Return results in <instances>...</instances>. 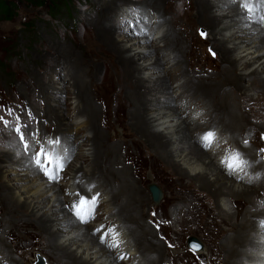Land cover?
Wrapping results in <instances>:
<instances>
[{
	"label": "bare ground",
	"instance_id": "bare-ground-1",
	"mask_svg": "<svg viewBox=\"0 0 264 264\" xmlns=\"http://www.w3.org/2000/svg\"><path fill=\"white\" fill-rule=\"evenodd\" d=\"M98 1L101 3L103 13L118 5L116 0ZM154 1L153 4H148V7L160 15L156 23L161 17L165 18V22L159 24L164 28V34L160 35L157 41H153L149 35V31L151 35L161 33L160 27L153 20L149 24L145 22V32L142 36L140 35L143 32L139 31L133 38H130L133 32L131 29L127 30V35H118L108 16L104 22L97 21L100 46H105L113 52L117 65L124 71V77L121 79L123 81L119 82L118 86L125 89L124 93L118 94V102L123 99L124 106L128 105L130 127L141 139L147 141L148 146L156 148L154 153L159 160L174 168L184 178L196 181L202 192L210 191L215 197L216 201L213 206L207 208V214L210 216V223L220 229L216 239L226 257L225 264H264V257L261 259L264 243L254 240L264 233V227L258 224V220H264V151L259 154L261 163L260 161L258 163L255 156L249 152L251 150L254 153L252 149L255 143L251 149L248 146L247 150L241 146L245 166L234 171L231 163L224 166L215 161L207 142L202 138L204 132H201L211 128V125L218 126L216 137L218 143L227 140V134L230 133L229 136L232 138L229 141L236 144L240 142L239 139L243 142L247 137L245 132H248L247 128L250 125L246 124L247 117L251 116L246 115L247 112L264 117V114L258 111L259 95L264 98V28L261 29L258 25L259 18L256 14L250 15L242 11L238 3L229 7L225 0H193L192 10L198 17L195 23L198 22L200 27L207 30V39L218 54L217 60L221 56L224 69L215 76L203 72H190L184 69L185 62L181 59L185 50V32H177L174 28L176 23H179L176 20L177 15L173 13L171 17L168 16L169 12L164 9L166 6L161 5L165 4L166 0ZM192 22L186 21V24L191 25L189 23ZM147 41L153 42L148 44ZM59 52L57 54L50 49L47 54L55 58L58 68L62 63H65L66 67L64 75L52 67V75L59 76L63 85L57 87L56 84L59 82L50 87L52 92L49 93L50 101L47 103L45 118L49 120L53 117L54 121L50 125L57 126L59 130L57 135L75 131L77 134H83L85 130L91 132L85 137L87 138L84 140L85 148L80 149L76 162L67 174L72 177L64 185L65 188H69L75 181L78 186L77 194L75 198H71L72 193L62 191V185L56 180L53 182L54 185H49L40 176L23 175L17 170L19 166L14 167V154L0 150V204L6 205L7 208L1 205L4 210L0 208V212L7 215L5 212L7 210L10 216L18 217L16 224L24 227H30L35 223L36 226L33 227L36 232L43 233L40 236L46 241L44 250L50 252L54 258L52 262L55 264H127L129 260L130 264H163L166 261L163 256L168 252L164 248L166 246L159 243L158 232L144 219L145 201L148 209L152 202L151 195L146 194L144 189L137 185L135 180L130 179L125 170L116 163L115 148L108 154L103 151L108 144V134L99 126L103 108L99 111L97 109L99 107L90 99L91 82L84 79L82 65L83 63L90 70L96 63L85 60L84 51H81L83 53L80 61L75 50L65 45L59 48ZM38 80L44 84L42 78L38 77ZM47 92L48 88H45L42 95L45 97ZM64 93L69 97L63 101L59 94ZM256 96H259L258 100ZM197 114L200 117L193 116ZM80 115L85 119L76 121ZM108 116L104 114L106 129L113 125L109 122ZM62 125L66 130H61ZM253 139L255 141L254 136ZM223 145L226 144H221L220 148ZM260 145L264 148V145ZM79 146L83 147V144L80 142ZM227 161L228 159L225 163ZM252 172L262 181L258 184L249 183L248 174ZM137 173L139 179H147L141 170ZM61 174L64 175L63 171ZM91 193H94L97 200L103 199L101 206L105 212H101L103 210L100 207L101 211L100 209L86 211L80 209L77 204L72 205L74 200L80 202ZM258 194L263 200L257 204L254 199ZM239 200L252 204L253 208L242 206L243 208L235 210L232 202L236 203ZM186 215H189V212ZM218 217L222 218L221 228L217 222ZM90 220L99 222L100 225L91 224ZM173 221L175 224L179 223L176 218H173ZM13 226L7 228L4 236L3 233L0 235V264H20L12 252L8 253L9 248L6 249L9 245L5 237L10 235L16 240L11 234ZM110 226H114L112 231H106ZM233 228L238 229L235 231ZM197 230L193 229L194 232ZM27 245L19 249L24 252ZM218 259L219 257H216L215 261H221ZM32 261L35 262V259ZM38 263L41 264L40 260Z\"/></svg>",
	"mask_w": 264,
	"mask_h": 264
},
{
	"label": "rangeland",
	"instance_id": "rangeland-1",
	"mask_svg": "<svg viewBox=\"0 0 264 264\" xmlns=\"http://www.w3.org/2000/svg\"><path fill=\"white\" fill-rule=\"evenodd\" d=\"M0 1L7 3L9 6L11 4L12 10L13 11L15 10V16L12 20L3 19L2 21H0V98H5V96H7L6 100L7 99L9 100L10 97L8 96L14 95V92L11 91V89H14L15 93L17 91H20V95H22L24 98L28 97L31 93L36 95L39 93L40 99L46 101V110H47V103L50 101L49 93L47 92V94H45L46 95L45 97L42 95L43 90L45 88L47 89V86L45 82L44 84H41L38 80V77L42 78L43 80V77L39 74L43 72H45L47 76H51L52 75L51 72L53 70L52 67L55 68L57 67V64L55 63V58L47 56L48 52L50 51V49H53L58 54L60 53L59 48L65 45L69 48L74 49L76 57L80 61H82L83 52L81 51H84L85 53L83 58H85V60H88L89 62L91 61L93 64L96 63L95 66L98 69L97 70L96 67L94 66L91 67V69L89 70L82 63L84 68L83 77L84 79H88L87 80L88 82H91L89 83L90 92H91L90 99L95 104V106L97 105L96 107H99L97 108L99 111H101V109L103 108L102 111L103 118L100 115L99 126L101 130H103L106 134H108V141H107L108 144L106 143L107 144L105 146L106 149L104 150L103 148V151L106 154H108L109 151H112V149L114 150L115 148L116 156L114 158L116 163L125 170L126 174L129 175L130 179L135 180L137 185H139L142 189H144L146 194L149 193L148 195H151L149 190V185L155 182L156 184H159V186L163 190L164 197L159 205L155 204L156 205L155 206L153 201L151 202L150 207H148V209L146 206L147 205L146 201L144 205L145 222L152 229H155L158 232L159 243L165 245L166 247L164 248L165 250L168 251L163 256L166 260L164 261L163 264L165 263L166 264H216V263L225 264L226 257L221 252V245L219 246V241L216 239L220 229L216 228L210 223V216L207 214V208L213 206L214 202L216 201L215 197L213 196V194L210 193V191L205 193L202 192L201 189L198 187V183L196 181L189 178H184L182 175H180V173H177L174 168L169 167L167 164L159 160V158H157L154 153L156 148H151L150 146H148L149 144L147 143V141L141 139L139 137V134H135L133 128L130 127L131 124L128 114L129 112L127 109L128 105L124 106L123 102L125 101L123 99H121L120 102H118V99L116 100L115 95L117 93H121V92L124 93L125 87L118 86L119 82L123 81V80L121 81V79H123L124 77V71L121 66L117 65L116 56L113 55V52L110 49L106 48L105 46L103 47L100 46L101 43L99 42V31L97 28L98 20L104 22L107 16L110 20L114 12L103 13L101 10V3L98 0H62L59 4L58 2H55L54 6L57 7L53 6V8H51V4H53L54 0H42L45 2L44 5L42 6H38V4L33 3L31 0H0ZM80 1H82L83 5L86 4L88 5L87 10L86 7L80 6L81 4ZM165 2L166 5L164 3H161V5L164 7L166 6L164 8L166 12L171 11L177 15L176 20L177 22L179 21V23H176L177 26L176 25L175 26L177 27V29H179V31L175 27L174 28L177 30V32H185V39H184L185 50L181 55V59L185 62L183 64L184 69L189 70L190 72L191 71H195L197 73L203 72L209 74V76L211 75L215 76L219 72L223 71L224 65L221 61V56L220 59L218 58L217 60L218 55L214 57L209 52V49H211V46L213 44L209 40L207 41L202 40L197 33L196 28L197 27L200 28V25L198 24V22L195 23L196 20L198 21V17L194 15L195 12L192 10L194 6V1L192 0L190 2V6H188L189 7L188 12H186L185 9H180L177 6V4L175 6L172 5V8L170 9V4H169L170 2L167 0ZM14 5L16 6L15 9H14ZM76 6L79 8L75 9ZM66 9H70V10H66ZM169 14L170 13H168V16H170ZM51 16L55 17V19L52 18ZM250 19L251 21L253 20L252 17H250ZM186 21H193V22L189 23L191 25H188L186 24ZM203 29L206 30L204 27ZM80 49L82 50L80 51ZM101 63H103L104 65L103 64L101 65ZM189 64H191L192 66L190 67ZM98 66L100 67L98 68ZM102 66H105V68L108 69V75L106 77H104L105 74L102 71ZM65 67L66 64L62 63L60 67L61 68L60 72L64 73ZM99 75L102 77L101 81L98 80ZM54 77L56 76H53V78ZM54 83L55 82L53 81V84ZM56 83L55 84L57 87L58 86L62 87L63 85L61 84L60 80L57 81ZM93 85L101 86V87L97 89L95 87H92ZM259 96H256L257 100H258L257 97L260 98V100H258L260 102V104L258 105V111L259 113L264 114V100H263L264 98L262 95ZM101 97L106 98L105 99L106 106L99 105L98 100H100ZM40 110L42 112V108L38 109L39 116H40ZM69 110L70 109H68L67 112H69ZM22 113L26 115L25 111H23ZM104 114H106L107 116L109 115L108 120L111 124H113L110 129H106L105 127L106 122L104 120ZM246 115H251L250 117H247L248 123L246 124H250L249 127L247 128L248 132L247 133L245 132V136L247 137L243 142L242 139L238 140L240 141L238 142L239 144L241 142L243 144L241 143L239 147L238 143L235 144L233 142H230L229 139H231L232 136L231 135L229 136L230 133L227 134L229 145L231 148L230 150H228V152L232 153L237 158V160H239V162L242 164L243 167L245 166V160L241 155L242 153L241 149L244 148V150H247L248 146H249L248 148L251 149L252 144L255 143L254 148L252 149L254 153H252L251 150L249 152L255 156L258 163L259 161L261 163L259 154L262 153V151H264V148L260 145V144L264 145V135H263L264 132H262L264 131V126H263L264 117L261 118L260 116L249 112H247ZM53 121L54 119L53 117H51L49 119L50 124L53 123ZM204 131L205 130H201V132ZM50 132L53 134V136L56 135V133L53 132V128L50 130ZM75 133L76 132H74L73 134L75 135ZM89 133H91L90 130H85V132L81 134V136H79L80 138L79 143L81 142L83 144L82 148H85L84 143L86 142L84 140L87 139L85 137H88ZM253 136L255 138V141L253 139ZM130 139H132V141ZM136 140H140L142 142H137ZM241 146H243V148ZM237 151H241V152H237ZM215 161L217 162V160ZM5 164L6 163H3V165ZM145 165L146 167H144ZM139 168L141 172H144L146 174L147 179H139V174L137 173L140 171ZM142 169L144 170L142 171ZM251 175L253 176V173L248 174V177H251ZM256 176H255L256 182L257 183L261 182L262 179L258 175ZM145 181L146 184H144ZM56 182L60 184L59 181L56 180ZM61 190L66 191L63 188ZM194 195H196L195 196L196 199L195 197H193ZM256 197L254 200L257 204L260 201L262 202L263 198L259 196V194ZM0 198H1V194H0ZM191 200H194L195 203L192 202ZM242 201L243 200L236 201V203L232 202V207L235 210H238L239 207L242 206L248 209L253 208L252 204L250 203L248 204ZM62 204L64 203L62 202ZM76 204L82 210L84 209L98 210L100 208L103 210V206H99L98 202L96 201L94 203H90L86 200H80V202L76 201ZM162 204L164 205L162 206ZM182 204L185 206H183ZM1 205L2 204H0L1 210H4L3 207L6 208V205L5 206L2 205L3 207ZM203 207H205L206 209ZM101 209L99 211H101ZM190 210H194V211L190 212ZM5 212H7V215L5 213L2 215V213L0 212V220H1L0 235H2L3 233V236L8 231L7 229L8 227H12L14 224L18 222V217L10 216L7 210H5ZM101 212H105V211L103 210ZM188 212L190 216L186 215L188 214ZM184 216L189 218L186 219V217ZM173 218H176L179 221V223L175 224ZM193 218L195 219V221ZM221 220H222L221 217L217 218V222L220 223ZM91 221L92 220H90V222ZM258 221L264 222V220L262 219ZM94 223L99 224V222L97 223L94 222ZM31 225L32 226L30 227L29 226L24 227L20 224H16L13 226L11 234L15 236L16 240L18 241L11 238L10 235L5 237L6 243L7 245H9L8 247H6V249L9 248L8 253L12 252L13 256L17 260H19L18 262L20 264H33L32 260L34 259L36 263L37 254H40L42 257L45 256L46 264L48 263L55 264L52 262L54 258L51 256L50 252L44 250V247L47 244L45 243L46 241H43L41 238L43 233L36 232L35 228L33 227L36 226L35 223ZM221 225H223V223H220V228ZM188 228H192V230H188ZM110 229L109 228L107 229L108 232L112 231L113 228ZM193 229L196 230L198 229V230L194 232ZM237 229L238 228H235L234 230L236 231ZM200 230L201 233L203 234L201 233L199 234ZM214 230H217V232ZM171 231L172 233L169 234V232ZM175 233L178 235L176 236ZM179 233L181 234V236ZM28 237L31 239H29ZM190 237H195L198 241H200V244H202L203 247L205 246L204 247L206 252L204 253L205 255L203 254V256H197L188 250L187 242ZM224 237H222V240ZM205 241L207 244L205 243ZM25 244L26 245L28 244L29 246L27 245V248L23 252V250H20L19 247ZM11 246H13L12 249H10ZM39 246L41 247L39 248ZM23 253L26 255H23ZM45 253H48L49 255ZM216 257H219L221 261L218 259L220 262L219 261L216 262L215 261Z\"/></svg>",
	"mask_w": 264,
	"mask_h": 264
},
{
	"label": "water",
	"instance_id": "water-1",
	"mask_svg": "<svg viewBox=\"0 0 264 264\" xmlns=\"http://www.w3.org/2000/svg\"><path fill=\"white\" fill-rule=\"evenodd\" d=\"M151 190H152V193H153V196H154V201H155V203L158 204V203L161 201L163 194H162L161 190H160L157 186H155V185H152V186H151ZM191 241H192V240H191ZM189 242H190V241H189ZM190 244H191L194 248H198L197 245H194L193 241L190 242Z\"/></svg>",
	"mask_w": 264,
	"mask_h": 264
},
{
	"label": "trees",
	"instance_id": "trees-1",
	"mask_svg": "<svg viewBox=\"0 0 264 264\" xmlns=\"http://www.w3.org/2000/svg\"><path fill=\"white\" fill-rule=\"evenodd\" d=\"M12 13H14V11L11 8V4L9 6L7 3H4V2L0 1V15L1 16L11 17Z\"/></svg>",
	"mask_w": 264,
	"mask_h": 264
}]
</instances>
